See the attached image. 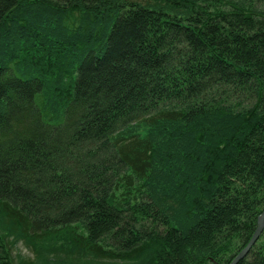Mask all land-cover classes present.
Segmentation results:
<instances>
[{"label":"trees","instance_id":"obj_1","mask_svg":"<svg viewBox=\"0 0 264 264\" xmlns=\"http://www.w3.org/2000/svg\"><path fill=\"white\" fill-rule=\"evenodd\" d=\"M262 211L264 0H0V224L24 245L228 264ZM237 264H264V224Z\"/></svg>","mask_w":264,"mask_h":264},{"label":"rangeland","instance_id":"obj_2","mask_svg":"<svg viewBox=\"0 0 264 264\" xmlns=\"http://www.w3.org/2000/svg\"><path fill=\"white\" fill-rule=\"evenodd\" d=\"M3 231L2 241L6 244L11 259L20 264L21 259L33 258L34 264H141L142 259L134 261H101L91 255L77 250L69 243L65 234L56 237L53 241L40 244L38 247L28 248L19 237L9 232V226L0 224ZM76 250V251H75ZM21 258V259H20Z\"/></svg>","mask_w":264,"mask_h":264},{"label":"water","instance_id":"obj_3","mask_svg":"<svg viewBox=\"0 0 264 264\" xmlns=\"http://www.w3.org/2000/svg\"><path fill=\"white\" fill-rule=\"evenodd\" d=\"M263 224H264V211H262V213L259 215L255 231L253 232L247 244L231 259V261L228 264H237L238 261L247 254V252L250 250L252 245L258 239L263 229Z\"/></svg>","mask_w":264,"mask_h":264}]
</instances>
